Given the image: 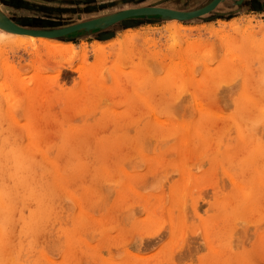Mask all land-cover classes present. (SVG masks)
Wrapping results in <instances>:
<instances>
[{"label":"rangeland","instance_id":"rangeland-1","mask_svg":"<svg viewBox=\"0 0 264 264\" xmlns=\"http://www.w3.org/2000/svg\"><path fill=\"white\" fill-rule=\"evenodd\" d=\"M212 1L0 9L53 31ZM168 18L0 41V264H264V0Z\"/></svg>","mask_w":264,"mask_h":264},{"label":"water","instance_id":"water-1","mask_svg":"<svg viewBox=\"0 0 264 264\" xmlns=\"http://www.w3.org/2000/svg\"><path fill=\"white\" fill-rule=\"evenodd\" d=\"M222 0H213L211 3H209L206 7L193 11V12H177L174 10L169 9H160V8H140V9H130L112 16H108L103 19L98 20H92L80 24H76L70 27H66L63 29H57L53 31H36V30H28L19 27L18 25L14 24L10 20L7 19V17L3 14V19L0 22V29L12 33H22V34H30L34 37L44 36L47 38H62L66 35H69L71 33L85 30L90 31L92 29H96L99 27H107L110 25H113L115 23L121 22L125 19H128L130 17L134 16H140V15H158L163 18L169 17L168 19H174L179 21H189L194 18H198L200 16H203L210 11H212Z\"/></svg>","mask_w":264,"mask_h":264},{"label":"bare ground","instance_id":"bare-ground-1","mask_svg":"<svg viewBox=\"0 0 264 264\" xmlns=\"http://www.w3.org/2000/svg\"><path fill=\"white\" fill-rule=\"evenodd\" d=\"M160 9H162V8H160ZM178 12V11H177ZM183 13V12H182ZM3 19V11H1V9H0V22H2L1 20ZM172 28L173 29H178L179 28V25H178V23H177V21L176 20H174V21H172ZM0 41H9V42H12V43H14V44H22V45H31V46H33L34 48H36V49H38L39 48V46L38 45H43L46 49H51V48H61L62 49V47H61V45H58V43L57 44H54V42L51 40V38L49 39V38H47V37H42V36H39V37H34V36H32V35H30V34H22V33H12V32H8V31H4V30H1L0 29ZM254 45H256L255 43H253ZM253 44L251 45V47L253 46ZM54 45H56V46H54ZM69 45V46H68ZM67 46L68 47H70V44H68ZM260 45V44H259ZM57 46H60V47H57ZM65 46V45H64ZM258 46V45H257ZM262 45H260L259 47H261ZM247 47V46H246ZM255 47V46H254ZM258 47V48H259ZM71 48V47H70ZM70 48H69V50H70ZM264 47H262V49H263ZM72 49V48H71ZM256 49V48H255ZM260 49V52H261V48H259ZM63 50V49H62ZM60 52V51H59ZM262 53V52H261ZM263 53H264V51H263ZM242 135V134H241ZM243 136V135H242ZM241 136V137H242ZM240 137V136H239ZM243 139H247V138H242V140ZM4 140V139H3ZM245 141V140H244ZM242 143L244 144V142L242 141ZM1 151V150H0ZM255 152V151H254ZM252 156V155H251ZM250 156V157H251ZM256 156V155H255ZM257 157H258V154H257ZM256 157V158H257ZM249 160V159H248ZM247 160V161H248ZM250 162V161H249ZM253 163V162H252ZM246 165H247V163H246ZM252 165H254V163L252 164ZM255 166V165H254ZM256 173H257V171H256ZM258 180H260L259 178L257 179V181L256 182H259ZM263 182V181H262ZM264 183V182H263ZM257 184V183H256ZM259 184H262V183H259ZM260 186V185H259ZM261 186H263V185H261ZM260 186V187H261ZM259 187V188H260ZM264 187V186H263ZM262 187V188H263ZM255 188H256V186H255ZM257 189V188H256Z\"/></svg>","mask_w":264,"mask_h":264}]
</instances>
